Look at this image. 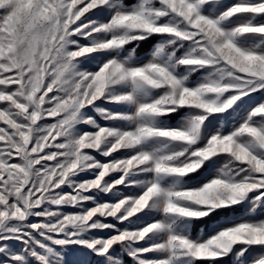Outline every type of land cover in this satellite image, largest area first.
Segmentation results:
<instances>
[{
	"label": "snow or ice",
	"instance_id": "snow-or-ice-1",
	"mask_svg": "<svg viewBox=\"0 0 264 264\" xmlns=\"http://www.w3.org/2000/svg\"><path fill=\"white\" fill-rule=\"evenodd\" d=\"M53 261L264 264V0H0V264Z\"/></svg>",
	"mask_w": 264,
	"mask_h": 264
},
{
	"label": "rangeland",
	"instance_id": "rangeland-1",
	"mask_svg": "<svg viewBox=\"0 0 264 264\" xmlns=\"http://www.w3.org/2000/svg\"><path fill=\"white\" fill-rule=\"evenodd\" d=\"M197 74H193V76L195 77ZM176 117L174 116L172 118V120L170 121V123H175L176 121ZM64 211H68V212H72V211H78L77 209H71V208H66L64 209ZM32 222H35L36 218H30ZM108 220H111V218H107ZM91 234H94L95 236H98V237H105L108 235V231L107 230H93V233ZM51 247L55 248L56 251L59 253L61 251L60 247L59 246H56V245H51ZM72 247H77L75 245H73ZM76 259L80 260V259H84V257H82L81 255L77 254V256L75 257ZM64 259L66 260L67 259V256L64 257ZM53 264H56L55 261H53Z\"/></svg>",
	"mask_w": 264,
	"mask_h": 264
},
{
	"label": "trees",
	"instance_id": "trees-1",
	"mask_svg": "<svg viewBox=\"0 0 264 264\" xmlns=\"http://www.w3.org/2000/svg\"><path fill=\"white\" fill-rule=\"evenodd\" d=\"M142 47H143V51H148L149 48L152 47V44H151V42L145 43Z\"/></svg>",
	"mask_w": 264,
	"mask_h": 264
}]
</instances>
